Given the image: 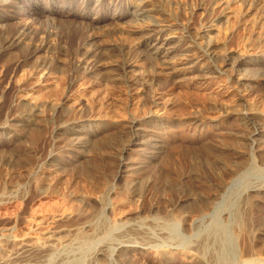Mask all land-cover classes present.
Listing matches in <instances>:
<instances>
[{"label":"rangeland","instance_id":"374dc122","mask_svg":"<svg viewBox=\"0 0 264 264\" xmlns=\"http://www.w3.org/2000/svg\"><path fill=\"white\" fill-rule=\"evenodd\" d=\"M142 1L0 0V44L22 23L48 43L26 57L0 51V264H264V235L251 243L264 232V196L244 195L264 181V0ZM140 10L170 28L155 61L142 56ZM211 44L214 59L202 52ZM88 49L108 68L81 69L71 83ZM184 56L192 68L165 71ZM16 66L19 85L10 80ZM41 67L51 73L42 83L61 76L67 95L79 83L89 93L57 102L45 84L37 101L18 96V86L42 85ZM22 108L39 109L33 122L16 115ZM132 119L159 147L127 146ZM254 126L263 132L251 144ZM124 161L143 164L142 186L119 175ZM233 161L243 173L230 174ZM39 167L50 175L36 192ZM28 239L42 247L26 251Z\"/></svg>","mask_w":264,"mask_h":264},{"label":"bare ground","instance_id":"6f19581e","mask_svg":"<svg viewBox=\"0 0 264 264\" xmlns=\"http://www.w3.org/2000/svg\"><path fill=\"white\" fill-rule=\"evenodd\" d=\"M142 1V0H141ZM146 1H148V0H146ZM5 3V2H4ZM142 3H143V1H142ZM148 11V10H147ZM147 11H145V10H140L138 13H137V15H138V20H139V22H140V24L141 25H143V28H144V30L145 31H147V33L145 34V39H144V43L148 46V49L149 50H147L145 53H143V55L142 56H144L145 57V55L147 56V57H149L148 59H153L154 60V58L156 59V57H157V54L158 55H161L163 52H165L166 50H167V44L170 42V39H171V37L169 38L166 34H167V31L170 29V28H168L167 27V25L166 24H160V23H157V22H153V21H151L150 20V18H151V16H150V14L149 13H147ZM71 13V12H70ZM136 14V13H135ZM138 22V23H139ZM26 23V22H25ZM21 24V23H20ZM23 25H19L20 27H18L17 28V30L15 31V32H12V34H10L9 36H7V37H5V38H3V40H2V43L0 44V51H3V50H13V51H17V52H21V54H19L20 56H25L26 57V55H28V54H32L33 52H36L37 50H43L44 48H47L48 47V43L46 42V41H42L41 40V42L40 43H37L35 40H34V38H33V29H32V27L31 26H29L28 24H24V23H22ZM169 25V24H168ZM170 26V25H169ZM2 28V23H0V29ZM35 32V31H34ZM169 32V31H168ZM38 41V40H37ZM171 41H172V39H171ZM39 42V41H38ZM142 43V42H141ZM159 44V45H158ZM168 45H170V44H168ZM215 46V44L213 45V44H211L210 45V47H208V48H205L204 49V51H202L203 52V54H205L206 55V57L208 58V59H214L217 55L215 54V52H214V50L215 49H212L213 47ZM170 47V46H169ZM143 49V48H142ZM170 49V48H169ZM45 50V49H44ZM140 50V49H139ZM165 50V51H164ZM94 51H97V50H94ZM120 51V53H121V56H123V58H122V61H121V63L119 62V64H113V66L117 69V68H121V71L122 70H124V65H126V63L128 62V60H129V57H130V52H132V50L128 47V48H126V49H120L119 50ZM148 51H150L149 53H148ZM4 52V51H3ZM2 52V53H3ZM7 52V51H6ZM43 52V51H42ZM46 52V51H45ZM168 52V51H167ZM84 53V52H83ZM13 54V53H12ZM96 53L95 52H93V50L92 49H88V50H86V52L84 53V55L80 58V59H78V60H76V62L72 65V67L74 68L73 69V73H72V76H71V83L73 82V81H75V79L77 78V76H78V71H80L81 69H83L82 70V72L84 71L85 73H89L90 71H92L93 69H97V70H100V69H106V68H108V67H106L105 65H102V64H98L99 62L98 61H94V60H92V57H93V55H95ZM140 54V53H139ZM35 55V54H34ZM165 55H166V53H165ZM50 56V55H49ZM77 56V55H76ZM156 56V57H155ZM162 56V55H161ZM187 56V55H186ZM188 56H189V54H188ZM187 56V57H188ZM24 57V58H25ZM186 57V58H187ZM19 58V57H18ZM17 58V59H18ZM158 58V57H157ZM184 58H185V56H184ZM183 58V59H184ZM185 58V59H186ZM189 58V57H188ZM230 58V57H229ZM229 58H226V61H227V59H229ZM22 59V58H21ZM158 59H160V58H158ZM19 60V59H18ZM23 60V59H22ZM180 60V59H179ZM179 60H177V61H179ZM189 59H186V61L184 62H180L179 64H177V66H169L168 65V67H164L165 68V71L167 70H171L172 72H177V71H180V70H187V69H190V67L191 66H187V61H188ZM94 61V62H93ZM155 61V60H154ZM157 61V60H156ZM167 60H165L164 61V63L166 62ZM190 61V60H189ZM188 61V62H189ZM233 61V60H232ZM240 61H242L241 59H238V60H235L233 63H231V64H237L238 62H240ZM18 62V61H17ZM17 62H15V63H17ZM39 62V61H38ZM151 62V61H150ZM20 63H22V62H20ZM153 63V62H152ZM163 63V62H162ZM37 64V63H36ZM45 64V63H44ZM171 64V63H170ZM190 64V63H189ZM16 65V64H15ZM33 65V64H32ZM31 65V66H32ZM161 65V64H160ZM178 65H180V66H178ZM191 65V64H190ZM194 65V64H193ZM234 65V66H235ZM18 66H19V62H18ZM35 66V65H34ZM233 66V67H234ZM38 67V66H37ZM162 67V66H161ZM192 68V67H191ZM47 69V68H46ZM44 67L42 68L41 67V70L39 71V79L37 80V84H42V85H38L37 87H30V86H32V85H30L28 88H26V87H20V86H18V88H17V93L18 94H20V95H18V96H21V97H23V99L25 98V99H27L28 101L29 100H32V101H34V100H36V99H38V97L39 98H41V97H44V96H41L40 97V95H41V93H42V90H45V89H47L46 87H48V86H45V84H48V85H50V84H52V86H53V88H54V90H55V92H53V93H51V91L50 92H47V94L46 95H48L49 97H51V98H55V100H57V102H62V99H65V101L66 102H68V101H70V97L71 96H75V95H81V97H85L86 96V94H88L87 92H86V88H85V85L83 86V83H79V86L77 87V88H75V90H73L70 94H68L67 95V93H66V90H68L67 88H66V86L68 87V84L67 85H64L63 84V80L61 79V76H60V78H58V77H50V78H48L47 79V77L46 78H44L45 80H43V83H42V81L40 80V78H42V77H44L45 75H47L48 74V71L46 70ZM163 69V68H162ZM32 70V69H31ZM34 70V69H33ZM37 70H39V68L37 69ZM107 70V69H106ZM120 70V69H119ZM1 71H2V68H1ZM1 71H0V74H1ZM109 71V70H108ZM163 71V70H162ZM21 72H22V70L20 71V72H18L17 71V66H16V68L15 69H13L12 71H11V82H12V84H14V85H19L20 83H21V80H22V78H23V74L24 73H22V75H21ZM25 72V71H24ZM33 72V71H32ZM170 72V71H169ZM185 72V71H184ZM187 72V71H186ZM20 73V74H19ZM121 74L119 75V74H117L118 76H120L121 77V79L122 80H125L127 77L122 73V72H120ZM165 73H167V72H165ZM205 73V72H204ZM207 73V72H206ZM205 73V74H206ZM50 74V75H49ZM48 75L49 76H51V73H49ZM62 74V73H61ZM76 74V75H75ZM178 74V73H177ZM187 74H188V72H187ZM209 74V73H208ZM30 75V74H29ZM37 75V74H36ZM80 75V74H79ZM211 75V74H210ZM31 76V75H30ZM113 76H116V75H113ZM206 76V75H205ZM65 77H66V75H65ZM119 77V78H120ZM25 78V77H24ZM23 78V79H24ZM85 78V77H84ZM118 77H115V79H119ZM150 78V77H149ZM153 78V77H152ZM65 79V78H64ZM70 79H69V81H70ZM81 79V78H80ZM205 79V78H204ZM50 80H51V82H50ZM66 80V79H65ZM83 80V79H82ZM86 80V79H85ZM33 81V80H32ZM36 81V80H35ZM67 81V80H66ZM84 81V80H83ZM65 82V81H64ZM126 82H127V80H126ZM32 83H34V82H32ZM71 83H69V86L71 85ZM150 81L148 80L147 81V79L146 80H144L143 81V84H146V85H150ZM36 84V83H35ZM74 84V83H73ZM85 84H86V82H85ZM152 84V83H151ZM24 86V85H23ZM51 86V87H52ZM72 86V85H71ZM17 87V86H16ZM50 87V86H49ZM50 87V88H51ZM49 88V89H50ZM53 88H51L52 90H53ZM69 88V87H68ZM53 90V91H54ZM70 90V89H69ZM47 90H45V91H43V92H46ZM49 91V90H48ZM42 95H44L43 93H42ZM84 95V96H83ZM94 95V94H93ZM153 95V94H152ZM99 96V95H98ZM15 97H16V95H15ZM47 97V96H46ZM45 97V98H46ZM152 97H154V105H157V102H158V99L160 98L157 94H154V96H152ZM22 99V100H23ZM48 99V98H47ZM18 101V100H17ZM37 101V100H36ZM53 101H54V99H53ZM30 102V101H29ZM60 104V103H59ZM23 109V108H22ZM32 109V108H31ZM30 109H23L21 112H19V114L17 113L16 115H18V116H20V117H26V118H24V121H28V122H31L32 120H34V118L33 117H31L37 110H39V109H32V110H34V111H29ZM41 110V109H40ZM34 112V113H33ZM35 114H37V113H35ZM243 117H244V122H245V120L247 121V122H250V124L252 125V118L250 117V112H245V113H243ZM33 122V121H32ZM136 119H132L131 120V126H129L130 127V137H129V140H128V144H127V146H135V145H145V144H147L149 147H151V146H155V148L156 147H159L158 146V144H159V139L157 140V142L155 143V142H150L149 141V143L148 142H146V140L144 139V137H145V134H144V132L145 131H148V129L146 130L145 129V127H147V126H145L144 128H142L141 127V129L140 128H138L137 127V124H136ZM255 122V121H254ZM37 126V125H36ZM256 126V125H255ZM254 126V127H255ZM140 127V126H139ZM258 128V127H257ZM132 129V130H131ZM263 132V130L260 128V129H256V127L255 128H253L252 129V132L250 133V136H249V140L250 141H252V143L251 144H253L254 143V141H257V139L255 138L256 136L255 135H259L260 136V134ZM264 134V133H263ZM76 135V134H75ZM128 135V134H127ZM255 136V137H254ZM79 136H77V137H73V141L75 142V140L74 139H77ZM81 137H83L82 135H81ZM262 137V136H261ZM79 139V138H78ZM85 139V138H84ZM71 140V141H72ZM152 140V139H151ZM70 141V140H69ZM72 141V142H73ZM81 141V139L79 140V142ZM83 141V140H82ZM81 141V142H82ZM78 142V143H79ZM71 143V142H70ZM74 145L75 144H77V140H76V142L75 143H73ZM83 144V143H82ZM74 145H72V146H74ZM80 145V144H79ZM85 145V144H84ZM83 146V145H82ZM161 147V146H160ZM81 150H83L82 148H81ZM123 150V152L124 151H126V148H123L122 149ZM159 150V149H158ZM89 151V150H88ZM87 150H86V152H88ZM157 151V150H156ZM155 151V152H156ZM157 153V152H156ZM147 157H150V156H147ZM147 157L145 158V160L147 159ZM152 157V156H151ZM156 157H157V155H156ZM155 157V158H156ZM157 159V158H156ZM123 161V160H122ZM144 162V160L142 161V163ZM147 162V161H146ZM145 162V163H146ZM121 163V164H120ZM119 164H120V167H119V175L120 174H122V173H124V172H130L129 173V175L131 174L133 177H134V179H132V180H130L131 182H132V184H134L135 186H142V184H144L146 181H147V177H146V175L144 174V175H142L141 174V165H143V164H141V163H129L128 161H124V162H120ZM144 163V164H145ZM148 163H151V162H148ZM152 164V163H151ZM226 164V166H230L229 165V162L228 161H226V162H224V165ZM149 165V164H148ZM244 164H241L240 162L238 163V162H234L233 161V168L231 169V171H230V174L231 175H239V174H241V173H243V171L245 170L244 168V166H243ZM41 167V166H40ZM36 168L35 170H33V172H32V174H31V176H32V178H31V182H32V188L34 189V191H38L40 188H41V186L45 183V181H47V178H49L48 177V175H50L44 168ZM143 170H145V169H143ZM142 170V171H143ZM51 173V172H50ZM58 179V178H57ZM49 180V179H48ZM51 183V182H50ZM221 184V183H220ZM50 187V186H49ZM88 189H89V187H88ZM218 190H220V189H218V185H214L213 187H211V191H213V195L214 196H216V194H217V191ZM45 191V190H44ZM112 192V191H111ZM210 194V193H209ZM252 194V195H251ZM109 195H112V193H109ZM244 195L246 196V197H254V198H256V197H263L264 196V181H262V182H258V183H255V184H251V185H249V186H247L246 187V189L244 190ZM258 199V198H257ZM262 199V198H261ZM256 200V199H255ZM255 202V201H254ZM209 203H211V202H209ZM254 204V203H253ZM253 204H252V206H253ZM258 204H256V206H257ZM244 206H247L246 204L244 205ZM256 206L254 207L255 208V210H256ZM249 208H250V204H249V206H248ZM247 208V207H246ZM248 208V209H249ZM258 208V207H257ZM245 210V209H244ZM247 210V209H246ZM252 210H254L253 208H252ZM247 212V211H246ZM245 212V213H246ZM259 212V211H258ZM255 218H256V216H255ZM255 220V219H254ZM258 221V220H257ZM256 222V221H255ZM246 223H247V221H246ZM254 223V222H253ZM252 223V224H253ZM251 224V223H250ZM247 225V224H246ZM246 225H244V227H246ZM101 226H103V225H101ZM99 227H100V225H99ZM243 227V228H244ZM263 229V228H262ZM264 235V232H262V231H260V230H257L256 231V233L254 234V236L253 237H251V236H248V238L249 237H251V243H253V244H255V243H257L258 241H259V239H261L262 240V238H261V236H263ZM245 238V237H244ZM54 239V238H53ZM57 239V238H56ZM247 239V238H246ZM245 240V239H244ZM248 240V239H247ZM260 240V241H261ZM248 242V241H247ZM22 245H24V248L26 249V251H31V250H35V249H38V248H41L42 247V245L40 244L39 245V243H37L36 241H34V240H30V239H28V240H26L25 241V243H22ZM253 248V247H252ZM257 248V247H256ZM255 249V248H254ZM253 249V250H254Z\"/></svg>","mask_w":264,"mask_h":264}]
</instances>
